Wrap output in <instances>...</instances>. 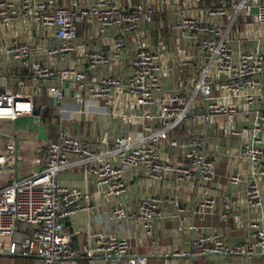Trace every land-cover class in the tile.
I'll return each mask as SVG.
<instances>
[{
  "label": "crops",
  "instance_id": "1",
  "mask_svg": "<svg viewBox=\"0 0 264 264\" xmlns=\"http://www.w3.org/2000/svg\"><path fill=\"white\" fill-rule=\"evenodd\" d=\"M24 1L13 0L14 7L21 9ZM141 1H150L156 10L150 21L141 24L137 37L130 33L124 35L126 43L119 56H115L114 51L118 28L109 26L102 31L96 17L89 15L76 24L78 33L72 42L75 49L67 52L62 66L83 69L87 80L107 76L126 80L133 72L132 63L138 47L147 46L160 55V82L163 91L157 95L155 103L149 105L151 111L156 112L157 102L172 92L191 94L201 68L207 64L202 47L203 35L196 30L180 27L183 13L219 25L222 33H226V42L232 47L236 62L245 51H258L264 55V22L255 18L258 10L254 6L264 0H247L253 5L249 14L245 10L236 12L234 4L240 0H221L214 7L225 4L227 13L213 16L200 14L199 10L205 8L198 6L199 0H123V3L132 5ZM57 2L59 5L72 7L71 0ZM96 2L97 0H83L81 4L87 8ZM25 42L33 51L30 60L52 67L61 65V55L49 52L50 48L59 43L51 28L41 25L31 15L22 14L11 21L0 18V90L28 92L34 99L32 115L15 120L0 119V150H4L12 135L18 137L21 174L30 172L35 155L46 159L50 142L59 139L63 132L80 135L97 147L105 134L112 140L126 128L135 133L140 131L144 107L134 106L129 94H121L114 87L108 99H93L87 88L74 83L71 77L61 74V71L44 79L34 73L29 63L17 59L13 52L8 51V48ZM87 51L104 53L112 57V61L103 67L90 69L85 54ZM213 77L219 76L214 74ZM254 77L259 84L252 101L246 99L244 92H225L218 85L219 82H215L212 99L225 102L236 109L233 113H212L206 121L199 120V117L208 112V104L212 99L196 93L192 114L197 118L187 119L171 129L168 139L163 142L161 155L165 162L190 167V159L182 154L179 146L172 145L170 141L199 139L201 152L206 157L217 160L213 184L202 177L182 178L178 171L167 172L160 178L152 179L144 167H138L126 172V190L122 195L104 197L100 186L89 175L85 166L61 171L58 175L59 182L84 191L86 194L83 202L87 206L65 219L64 233L77 254L61 264H104L105 257L102 254L96 253L89 257L87 249L95 247L102 236L112 233L126 236L130 244L129 251L147 255L148 264L263 263L264 250L261 247L251 255L231 253L222 256L217 253L196 254L193 246V240L199 233L214 230H219L230 245L254 243L258 229L256 223L264 222V203L261 206L253 204L247 192L249 181L258 172L257 178L264 194V159L253 164L243 153L245 142L257 136L261 138L259 145L264 149V72L255 74ZM51 85L64 90L61 100H56L50 93ZM38 97L48 100L36 109ZM86 104L89 111L83 113L81 110ZM45 111L56 116L52 127H48L43 121ZM155 126H158L157 122ZM233 175L240 177L232 180ZM205 194L216 198L217 205L211 211L202 213L200 203ZM144 195L174 198L178 200L181 210L170 201L163 202L162 216L148 234L139 224L136 213L138 200ZM117 200H121L128 211L126 219H118L113 212ZM19 227L22 230L25 228L23 225ZM0 264L42 262L38 256L9 254L4 251L0 253Z\"/></svg>",
  "mask_w": 264,
  "mask_h": 264
},
{
  "label": "built area",
  "instance_id": "2",
  "mask_svg": "<svg viewBox=\"0 0 264 264\" xmlns=\"http://www.w3.org/2000/svg\"><path fill=\"white\" fill-rule=\"evenodd\" d=\"M82 1L71 0L70 7L59 5L57 0H25L22 8L17 9L13 0H0L2 20L11 21L22 14L31 15L41 25L51 28L59 40L58 45L50 48L49 52L61 55L60 67L30 60L33 51L26 42L8 48L17 59L29 63L36 75L48 79L61 71V74L71 77L74 83L87 88L93 99H108L110 91L115 87L121 94H129L134 106L144 107L138 133L126 128L112 140L105 134L98 146L94 147L92 141L84 140L80 135L63 132L59 139L50 142L46 159L35 155L31 170L27 174L20 173L17 136L12 135L4 150H0V253L6 251L9 254L38 256L42 264H61L62 261L76 256L77 250L71 246L64 233V223L70 215L87 208L83 202L86 194L84 191L59 182L58 175L61 171L85 166L89 175L100 186L104 197L122 195L126 190V172L138 167H144L152 179L160 178L167 172L178 171L182 178L202 177L213 184L217 160L206 157L201 152L199 139L194 138L187 142H179L176 139L170 141L172 145L179 146L182 154L190 159V167L174 166L165 162L161 155L163 142L168 139L171 129L187 119L197 118L192 114L196 93L212 99L213 84L219 82L218 85L223 91L232 94L244 92L246 99L252 101L259 84L254 75L264 72V55L258 51H245L236 62L233 49L226 42V33H222L219 25L183 13L179 25L183 29L202 33V47L207 64L201 68L199 79L191 94H185L183 91L172 92L168 97L161 98L157 102L156 112H152L149 105L155 103L157 95L163 90L160 82V55L147 46L138 47L132 63L133 72L126 80L115 76L87 80L83 69L63 67L62 62L67 58V52L75 49L72 42L78 33L76 24L89 15L96 17L102 31L109 26L118 28L119 35L114 51L115 56H119L126 43L124 35L130 33L137 37L141 24L152 19L155 5L150 1L125 5L123 0H97L95 4L85 8L81 4ZM254 6L258 10L255 18L264 22V1L257 2ZM234 7L236 12L245 10L249 14L253 5L247 0H240ZM199 12L208 16L225 14L227 5L200 9ZM85 54L90 69L103 67L112 61V57L98 51H87ZM214 74L220 78L213 77ZM49 91L56 100H61L64 94V90L55 85H51ZM235 109L225 102L212 99L208 104V112L200 116L199 120H208L212 113H233ZM88 111L89 106L86 104L81 112ZM33 112L34 99L31 93L0 90V119L15 120L21 116L32 115ZM155 122L158 126H155ZM257 125L259 127V124ZM260 142L261 138L257 136L245 142L243 146L244 156L253 164L264 159V149L259 145ZM257 173L249 181L247 192L249 200L261 206L264 203V194ZM239 177L233 175L232 180H238ZM169 201L181 210L178 200L171 197L144 195L139 198L136 213L139 224L146 233L152 232L155 223L162 216L163 202ZM200 204L202 213H207L216 207V198L205 194ZM113 212L118 219H126L128 216L121 200L115 202ZM22 225L25 227L23 230L19 227ZM256 225L258 229L254 243L241 242L230 245L219 230L201 232L193 240L194 253L251 255L258 247L264 250V222ZM129 247L126 236L112 233L102 236L95 247L88 248L87 255L92 257L96 253L102 254L105 257L104 264H148L147 255L133 254Z\"/></svg>",
  "mask_w": 264,
  "mask_h": 264
},
{
  "label": "trees",
  "instance_id": "3",
  "mask_svg": "<svg viewBox=\"0 0 264 264\" xmlns=\"http://www.w3.org/2000/svg\"><path fill=\"white\" fill-rule=\"evenodd\" d=\"M220 1L221 0H199V7H201V8H207V7H214V6H218L219 4H220ZM48 99L47 98H45V97H38L37 99H36V104H37V107H36V109H39V105L40 104H42V103H44V101L46 102ZM48 109V108H47ZM46 109V110H47ZM55 117L56 116H52L51 115V113H46V111L44 112V114H43V121H44V123L45 124H47L48 125V127H52L53 126V124L55 123Z\"/></svg>",
  "mask_w": 264,
  "mask_h": 264
}]
</instances>
